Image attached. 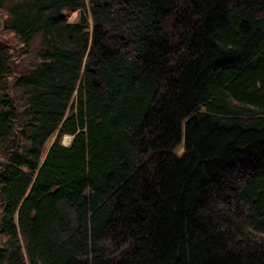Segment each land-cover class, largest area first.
<instances>
[{
  "label": "trees",
  "instance_id": "obj_1",
  "mask_svg": "<svg viewBox=\"0 0 264 264\" xmlns=\"http://www.w3.org/2000/svg\"><path fill=\"white\" fill-rule=\"evenodd\" d=\"M0 9V264H264V0Z\"/></svg>",
  "mask_w": 264,
  "mask_h": 264
},
{
  "label": "rangeland",
  "instance_id": "obj_2",
  "mask_svg": "<svg viewBox=\"0 0 264 264\" xmlns=\"http://www.w3.org/2000/svg\"><path fill=\"white\" fill-rule=\"evenodd\" d=\"M65 16L68 22H75L77 20L78 11H68L66 12ZM4 19H5L4 12L2 9H0V42L4 45L6 50H8V52L10 53L12 62L13 63L17 62L19 64V65H16L17 64L16 63L14 65L15 72L14 71L11 72L12 75H14L18 73L16 72V69L17 71L20 70L21 63L27 64L29 62L28 66H30L31 61L29 58H27L26 60L22 62V60L19 59V57L17 56L18 44L15 38L13 37V35L10 33V31H8L6 27L4 26ZM36 46H37V43L34 42L30 48V51L32 52ZM65 136L63 135V137L61 138V143L63 145H67L70 141V136L69 138H66ZM51 141H52V138L48 139L44 144V148H47L48 145L51 143Z\"/></svg>",
  "mask_w": 264,
  "mask_h": 264
},
{
  "label": "bare ground",
  "instance_id": "obj_3",
  "mask_svg": "<svg viewBox=\"0 0 264 264\" xmlns=\"http://www.w3.org/2000/svg\"><path fill=\"white\" fill-rule=\"evenodd\" d=\"M65 137H66V138H69V136H68V135H66Z\"/></svg>",
  "mask_w": 264,
  "mask_h": 264
}]
</instances>
